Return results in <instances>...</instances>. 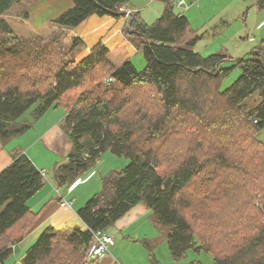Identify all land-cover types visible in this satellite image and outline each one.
Wrapping results in <instances>:
<instances>
[{"label": "trees", "instance_id": "obj_1", "mask_svg": "<svg viewBox=\"0 0 264 264\" xmlns=\"http://www.w3.org/2000/svg\"><path fill=\"white\" fill-rule=\"evenodd\" d=\"M22 1L0 0V16ZM152 1L164 10L149 24L141 12L124 8L133 0H72L47 38L16 36L0 17V141L25 134L61 108L73 149L55 171L58 184L72 186L106 151L130 160L123 171L102 176L101 191L78 212L86 230L48 228L23 264H101L89 259L94 233L108 232L140 204L169 228L167 245L176 261L194 250L211 253L213 264H264L263 50L223 68L226 55L193 49L199 37L175 12L176 0ZM129 11L123 33L143 38L144 70L124 49L103 42L73 60L86 45L72 28L92 15L126 18ZM235 68L241 76L222 90ZM257 93L261 102L249 106ZM45 180L21 152L0 173V264L36 225L39 213L28 201Z\"/></svg>", "mask_w": 264, "mask_h": 264}, {"label": "rangeland", "instance_id": "obj_2", "mask_svg": "<svg viewBox=\"0 0 264 264\" xmlns=\"http://www.w3.org/2000/svg\"><path fill=\"white\" fill-rule=\"evenodd\" d=\"M138 1L140 0H133L132 3L142 8L145 7L143 11L141 10V16L147 23L152 24L161 16L163 12L161 2L147 0L139 3ZM22 2V7L8 11L0 17L8 21L16 36L24 38L35 35H41L45 38L51 36L58 28L52 23L53 20L73 6L72 0H23ZM241 4L256 8V14L257 11H260L258 0H203L202 4L201 0H187V6L178 8L176 5L175 12L182 13L188 18L193 36L199 37L193 48L197 53L203 56L223 54L228 58L232 57L237 60L241 58L242 54L245 55V53L250 52L243 51L249 45H252L251 48L263 50L264 27L257 28L259 26L258 18L253 14L250 24L246 27L244 18L240 17V10L237 7ZM150 5L152 6L148 8ZM200 5H202L201 8ZM25 13H28L29 17H26ZM125 21L126 18L120 16L92 15L80 26L72 28L71 35L80 37L86 45L85 48H80L73 53V60L78 62L83 60L95 45L103 42L111 50L124 49L127 58L131 60L135 68L138 71L144 70L147 61L144 52L139 50L140 43L144 40L137 36L128 35L126 32L123 33ZM247 35H249L250 41L247 39ZM231 66H233L232 62L223 64V68ZM240 76L241 71L235 68L222 82V90L229 88ZM246 102L249 106H256L261 102V99L257 93ZM57 111L64 112L61 108ZM24 118L30 119V113H27ZM259 140L264 143V131L259 134ZM86 141L87 138H85L84 143ZM9 142L10 146L4 145ZM6 143L2 145L3 147L0 146V151L3 148L5 150L7 148L21 150L27 146L28 139L26 140L23 135H20ZM205 148H207L206 145ZM21 153L24 154V152ZM129 165L130 160L125 157L117 156L111 151L103 153L94 172L99 188L97 190L100 191L102 188L101 176H106L112 171H123ZM58 167L55 166L46 172L48 174L47 181L54 180V173ZM111 229L109 231L114 233L115 243L110 248V255L120 264H190L192 261L213 264L211 253H198L194 250L189 251L186 258L179 261L174 260L167 245L169 228L161 225L152 212L145 224L140 225L138 230L140 239L135 235L129 237L125 233H121V237H117L116 230ZM63 230L71 232L73 228ZM117 233L119 234V232ZM146 240L149 241L151 250L146 245ZM149 251L154 254L153 258Z\"/></svg>", "mask_w": 264, "mask_h": 264}, {"label": "crops", "instance_id": "obj_3", "mask_svg": "<svg viewBox=\"0 0 264 264\" xmlns=\"http://www.w3.org/2000/svg\"><path fill=\"white\" fill-rule=\"evenodd\" d=\"M141 1L147 0H140L138 2L140 3ZM202 2L203 0H201V4ZM258 3L260 5V11H257V14V9L252 8V6H248L246 4L237 6L240 10L239 15L240 17L244 18L243 21L246 27L250 24L252 14L256 15L258 18L259 26L257 28H260L261 26L264 27V1L258 0ZM131 5V7L126 6L124 8L141 13L145 8H142L134 3ZM152 5L148 6V8ZM201 6L202 5H200V8ZM246 8L247 10H245ZM262 37L264 53V36ZM247 39L249 40V35H247ZM251 47L252 45L245 47L243 51L250 52L245 53V55L242 54L241 57L243 55V57H245L255 50L254 47ZM228 61L234 62L235 60L232 57H229L227 62ZM57 110L58 109L49 110L40 120L33 124L32 128L28 132L23 134L24 138L26 140L28 139L27 146L23 148L24 151L23 149L13 150V148H7L6 150L3 148L0 151V172L11 164L12 155L16 153V151L28 154L30 159L42 171V173H45V177H48V174L46 173L48 170L55 166H61L67 162V157L73 149V144L63 129L65 111L63 110L64 112H61ZM4 143L6 142L0 141V146H2ZM4 145L7 147L10 146V142ZM98 162L99 160L97 163ZM94 172L95 167L88 173L81 176V178L77 180L81 181V183H79L74 189H71V186L58 184L55 178L54 180H45V186L28 201V206L31 211L35 214L39 213L38 221L36 225H34V227L24 236L23 240L13 246L12 255L6 261V264H23L22 261L26 251L36 243L40 235L48 228H54L58 230L65 228L81 230L87 229L85 224L79 218L78 212L93 196L101 191L97 190L99 188L97 187L98 184L95 180L96 175ZM63 203H66V205L63 206ZM150 214L151 211H149L144 205L140 204L132 209L123 219H121L114 227H112V229L116 230L115 233L117 237H121L120 234L125 233L129 237L135 235L137 238H139L138 230L140 225L143 223L145 224V221ZM117 232H119V234ZM106 233L112 236L114 235V233H111L110 231ZM146 241V243H149L148 240ZM100 263L120 264L114 259L112 255H110V251L105 258L100 260Z\"/></svg>", "mask_w": 264, "mask_h": 264}, {"label": "built area", "instance_id": "obj_4", "mask_svg": "<svg viewBox=\"0 0 264 264\" xmlns=\"http://www.w3.org/2000/svg\"><path fill=\"white\" fill-rule=\"evenodd\" d=\"M176 5L178 8H184L187 6V0H176ZM130 13L131 11L127 13L126 19L129 17ZM43 176H45V173H43ZM79 183H81V181L75 182L71 186V189H74ZM62 205L65 206L66 203H63ZM94 240L95 245L90 251L89 259L100 261L107 256L110 251V248L115 243V239L112 235L107 234L106 232L98 231L94 233Z\"/></svg>", "mask_w": 264, "mask_h": 264}]
</instances>
